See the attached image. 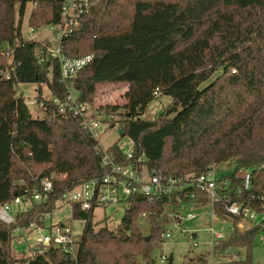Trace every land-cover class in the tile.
I'll use <instances>...</instances> for the list:
<instances>
[{"label": "trees", "instance_id": "trees-1", "mask_svg": "<svg viewBox=\"0 0 264 264\" xmlns=\"http://www.w3.org/2000/svg\"><path fill=\"white\" fill-rule=\"evenodd\" d=\"M64 3L0 0V204L40 189L44 180L54 177L46 202L19 215L16 225L0 223V264H140L141 257L150 261L162 244L168 223L164 216L179 210L174 200L149 202L138 194L128 200L117 231L97 229L95 208H73V218L85 223L76 260L54 248L33 259L9 253L17 228L54 212L66 191L107 174L98 141L79 118L59 114L54 103L64 101L68 93L59 62L41 64L39 52L45 51V42L22 37L29 4L35 6L29 28L37 31L61 25ZM94 4L78 27L64 35L61 49L70 59L93 56L75 82L81 103L92 107L99 86H129L124 106L97 110L111 117V126L118 125L122 138L133 143L132 160L118 143L108 149L115 162L177 179L201 176L231 162L234 173L220 179L229 182L225 192L229 204L264 213V0H94ZM21 84L50 90L52 100L38 91L41 119H34L25 99L18 97ZM166 97L171 102L155 120L142 119L151 103ZM142 158L144 162L138 163ZM239 170L251 174L248 189L237 177ZM197 202L208 205L204 195ZM214 213L235 227L217 253L244 249V261L231 264H253L259 230L238 229L240 220L221 204L215 205ZM140 220L148 222L147 237ZM184 264L212 263L209 255H200Z\"/></svg>", "mask_w": 264, "mask_h": 264}, {"label": "built area", "instance_id": "built-area-1", "mask_svg": "<svg viewBox=\"0 0 264 264\" xmlns=\"http://www.w3.org/2000/svg\"><path fill=\"white\" fill-rule=\"evenodd\" d=\"M94 0H65L62 8V23L60 26H50L54 36V41L45 42V51L39 52L41 64L45 62H53L57 60L61 69V82L68 89L67 96L64 101L54 99L58 112L61 115L73 114L79 118L85 130H88L97 140L100 134V127H103L92 107L88 104H83L79 101V93L75 90V82L79 73L86 68L93 59V56H87L80 59H70L62 53L61 41L64 35L72 32V29L78 27L81 16L88 13L94 6ZM33 29L30 28L31 34ZM32 40V39H30ZM158 97V93H155ZM112 120V118L110 119ZM99 150L102 152V167L107 170V174L102 178L94 179L88 183L82 184L73 190L66 191L57 203V207L73 208L80 206L83 210L89 211L93 208H105L108 206H128V200L133 195H142L149 202L163 201L170 199L175 201L177 209L186 211L190 207H199L197 200L200 195H204V199L211 209L212 223H221L223 226L220 231H216L214 226L209 230L211 234L212 251L217 250V247L234 232V225L231 222L220 219L214 213L215 205L221 204L225 211L231 217L240 220L238 229L246 230L242 223H247L251 228L259 230L261 241L264 243V213H258L251 208L244 207L240 203L229 204V200L225 194L228 190L229 182L224 179L216 178V169L206 172L201 176H188L184 179L167 177L164 175L151 172L144 166L131 164L123 166L115 162L108 150L104 151L99 145ZM128 160H132V154L127 155ZM144 158L139 159L138 163H143ZM237 177L244 179L245 187L248 189L251 183V174L247 170H239ZM53 178L44 180L41 183V188H33L26 190L22 196L17 197L11 203L0 204V223L10 227L17 224L16 216L12 215L14 205H22L29 203L31 207L40 205L48 199L49 194L53 189ZM227 182V183H225ZM199 205V206H198ZM201 206V207H207ZM30 207V208H31ZM60 208V209H62ZM200 208V207H199ZM57 209V210H60ZM56 211V210H55ZM55 211L43 215L39 221H33L26 228H17L15 233H24V236L19 237V241L25 240L26 236L36 237L29 246L28 258H37L45 256L52 248L61 251L63 254L72 257L76 260L80 242L83 233H80L75 227V223L85 225L82 221H76L73 215L65 222H58L55 218ZM174 218L180 220L179 223L192 222L196 219L194 215L189 214L186 218L176 214ZM49 226L47 227V223ZM231 223L232 227L227 231L224 224ZM40 237H37L39 234ZM170 232H165L162 239H170ZM197 247V245H195ZM168 262L164 257L162 264Z\"/></svg>", "mask_w": 264, "mask_h": 264}, {"label": "rangeland", "instance_id": "rangeland-1", "mask_svg": "<svg viewBox=\"0 0 264 264\" xmlns=\"http://www.w3.org/2000/svg\"><path fill=\"white\" fill-rule=\"evenodd\" d=\"M35 9L33 4H29L26 9L25 16L23 18L22 24V37L24 40H35L44 42H53L54 36L50 27H41L37 31H33L31 34L29 28V18L32 11ZM10 63V62H9ZM215 78V77H214ZM129 86L127 84H106L99 86L97 89L96 97L94 99V104L92 106L93 111H97L99 108L103 107H122L126 101V93L128 92ZM42 90V96L45 100H52V94L47 86H38L37 84H21L17 88L18 97H23L28 105L30 113L34 119H41L43 117V112L41 106L37 105L36 99L38 96V91ZM169 98H159L157 101L151 103L143 116V120H155L160 113L170 104ZM97 118L103 122V127H100V134L97 137V141L102 150L106 151L111 148L114 144L118 143L120 149L125 155L131 154L133 150V143L128 138H122V131L119 129L118 125L114 127L110 124V118H107L105 113L96 114ZM119 120L118 118H115ZM114 119V120H115ZM234 165L229 162L225 165L216 167V178L218 180L230 176L234 173ZM230 174V175H229ZM58 178H60L58 176ZM225 181V180H224ZM227 183V182H225ZM31 205L29 203L22 205H14L12 209V215L24 214L30 210ZM186 211L167 212L164 217L168 219V223L164 225V233L170 232V239H162V244L157 248L152 256L151 260L149 258L144 260V258H139L140 264H162L161 261L164 257L168 259L165 264H170V258L173 256V264H184L190 259V257H196L200 255H209L210 263L212 264H231L239 261H244L245 250H234L230 249L224 253H217L218 251H212L210 242L211 234L209 230L214 226L216 231H220L223 226L221 223H212L211 221V209L210 207H190ZM62 208V206H60ZM56 207L55 218L58 222H65L72 216V210L69 207H64L60 209ZM60 209V210H57ZM127 210L126 205L119 206H108L105 208H98L94 213V223L98 224L97 229L106 227L111 231H117L118 226L121 224L122 219L125 216ZM176 214L186 218L189 214L194 215L196 219L192 222H186L185 220L181 223L179 219L174 218ZM244 228L252 229L247 223H242ZM141 232L144 237L149 235L148 222L144 220L139 221ZM49 222L47 223V227ZM75 227L80 233L84 232L85 225L80 223H75ZM227 231L232 227L231 223L224 224ZM163 233V234H164ZM40 233L37 237H40ZM196 235V239L193 236ZM13 243L8 247L10 254L29 255V246L32 245L34 236H26L25 240L19 241L20 236H24V233H15ZM261 234H257L254 239V249H253V264H264V243L261 241ZM197 245V247L195 246Z\"/></svg>", "mask_w": 264, "mask_h": 264}, {"label": "water", "instance_id": "water-1", "mask_svg": "<svg viewBox=\"0 0 264 264\" xmlns=\"http://www.w3.org/2000/svg\"><path fill=\"white\" fill-rule=\"evenodd\" d=\"M193 239H194V240L196 239V235L193 236ZM147 241H149V239H148ZM173 260H174V259H173V256H171V258H170V262H173Z\"/></svg>", "mask_w": 264, "mask_h": 264}]
</instances>
